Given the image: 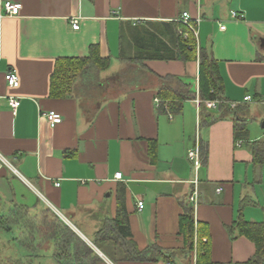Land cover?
<instances>
[{
	"label": "crops",
	"instance_id": "1",
	"mask_svg": "<svg viewBox=\"0 0 264 264\" xmlns=\"http://www.w3.org/2000/svg\"><path fill=\"white\" fill-rule=\"evenodd\" d=\"M5 1L20 5L18 15L0 17V217L10 218L9 245L40 261L51 248L45 259L51 264H170L161 252L186 264L178 220L194 187L187 153L198 134L197 202L189 201L196 229L213 262L248 264L254 243L232 239L227 227L239 211L247 222L264 223V163L254 164L250 150L252 142H264V0H0L1 14ZM184 12L197 47L216 59L223 98L238 102L235 108H206L198 60L176 55L168 23L180 22ZM92 46L107 67L88 64L68 96L51 97L57 59L86 57ZM9 70L17 87L5 81ZM178 82L192 97L179 114L162 112L160 88ZM9 97L19 99L15 113ZM45 111L59 113L61 121L50 126ZM236 117L246 128L238 140ZM10 177L31 202L23 194L17 199ZM120 202L130 236L116 225ZM20 206L23 221L16 216ZM46 209L55 220L27 219ZM60 225L75 234L65 250Z\"/></svg>",
	"mask_w": 264,
	"mask_h": 264
},
{
	"label": "trees",
	"instance_id": "2",
	"mask_svg": "<svg viewBox=\"0 0 264 264\" xmlns=\"http://www.w3.org/2000/svg\"><path fill=\"white\" fill-rule=\"evenodd\" d=\"M173 29L175 34L174 43L177 50V56L183 61L198 60L199 62V94L201 101L204 100H219L220 108L225 107V99L223 98V84L218 71V63L211 54L204 48H198L196 37L192 30L186 25L175 22L168 23ZM195 27V26H194ZM198 53V55H197ZM160 58H166L165 54H161ZM92 63L98 69L107 67L108 59L101 58L95 46L90 48V53L86 57H72L57 59L54 70L50 76L49 94L54 98H64L71 93L75 78L82 72L85 67ZM160 98L159 109L162 112L170 113L173 115L181 112L184 100L192 97L188 89V85L178 82L177 87L162 86L158 92ZM245 120L234 119V136L235 139L246 137V128L244 126ZM241 137V138H240ZM150 144V152L152 157H156V141ZM252 153V162L254 164L264 163V142L254 141L250 145ZM203 155V149H201ZM117 227L123 236L129 235L124 229L127 228V214L123 202L119 203ZM13 220L17 221L16 217ZM66 235L59 239L62 250L68 246L71 237L75 236L71 229L66 226L60 225ZM179 234L182 236L183 247L180 251L186 258V264H222L213 262L210 258L209 246L206 241L200 237L198 229L195 226L193 208L188 202L182 205V213L179 215L178 220ZM230 237L236 238L244 236L251 240L256 248L254 256L247 262L248 264H264V223H251L244 220L242 212L239 211L232 223L227 227ZM130 236V235H129ZM132 243V242H131ZM138 258L143 257L144 253L137 252ZM160 256L173 264L170 254L161 252ZM193 263H192V262Z\"/></svg>",
	"mask_w": 264,
	"mask_h": 264
},
{
	"label": "built area",
	"instance_id": "3",
	"mask_svg": "<svg viewBox=\"0 0 264 264\" xmlns=\"http://www.w3.org/2000/svg\"><path fill=\"white\" fill-rule=\"evenodd\" d=\"M20 11V5L16 4V3H12L11 1H5L3 3V13H0V17H2L3 15H8V16H15L18 15ZM231 16L233 18L236 19H242L243 15L241 13H238L236 11H231ZM179 21L186 25L187 27H189L194 36H197V31L194 27V25L192 24V21L189 18L188 13L184 12L182 13ZM198 22V20H197ZM71 25L72 28L77 30L79 29V24H78V20L74 19L71 21ZM225 26L221 25L220 29H224ZM4 78L5 81L7 83V85L9 87H17L19 84V79L18 76L16 75V73L13 70H9L4 74ZM251 100V96L247 95L243 98L244 102L250 101ZM158 101V100H156ZM197 102H199V100H197ZM203 105L208 108V109H216L219 106L220 101L219 100H204L202 101ZM226 105L229 106V108H235L238 104V102L236 101H225ZM8 104L11 108V110L15 113L16 108L19 106L20 102L19 99L16 97H9L8 98ZM43 117H45V119L47 120V122L50 124V126H55L57 123H59L61 121V115L55 111H45L42 113ZM264 121V120H263ZM241 144V141H237L236 145L239 146ZM202 152H201V147L199 144V139H198V134L196 135V142L193 148H191L188 153H187V157L188 159L191 161L193 168H194V172H195V179L193 181L194 183V187H193V191L192 194L189 197V201L193 204H196L197 202V171L199 169V167L201 166V162H202ZM120 173H116L115 174V178H120ZM58 185V183H57ZM221 190L220 187H218L216 189L217 192H219ZM138 209L141 210L143 208V202L139 201L137 203Z\"/></svg>",
	"mask_w": 264,
	"mask_h": 264
},
{
	"label": "rangeland",
	"instance_id": "4",
	"mask_svg": "<svg viewBox=\"0 0 264 264\" xmlns=\"http://www.w3.org/2000/svg\"><path fill=\"white\" fill-rule=\"evenodd\" d=\"M258 126H260L258 124ZM262 130V129H261ZM264 130V129H263ZM196 130V134H197ZM194 134V133H193ZM10 182H11V186L13 187V189L15 190L14 192L16 193V197L18 200H20V196L19 195H24L26 196L25 200L27 202H31L32 201V195L28 192L27 189H25L17 180H15L14 178L12 179L11 177L9 178ZM192 194V193H191ZM3 195V190L0 189V197H2ZM3 201V200H1ZM4 204V203H3ZM2 207V205H1ZM38 214H33L32 216H27L28 220L30 221V223L32 222V224H36V223H40L42 219L45 218H49L52 217V221L53 219L55 220V216L51 213L50 210H40L39 212H37ZM17 218L20 217V219H22V221L25 218V213H23L22 207L20 206L17 209ZM36 218V219H35ZM9 219L8 217H0V264H51L48 260L49 255H51L52 253V249L50 248L48 253H46V255L44 256V260L40 261V260H36L34 259V256H24V255H20V253H22V251H19V254L17 252V250H14L15 248L11 247L9 245V240H8V231L10 230V227L8 226L9 224ZM13 220V217H12ZM6 235V237H5ZM18 239V238H17ZM15 253L16 258L13 257H8V255H10L11 253Z\"/></svg>",
	"mask_w": 264,
	"mask_h": 264
},
{
	"label": "water",
	"instance_id": "5",
	"mask_svg": "<svg viewBox=\"0 0 264 264\" xmlns=\"http://www.w3.org/2000/svg\"><path fill=\"white\" fill-rule=\"evenodd\" d=\"M261 127H263V128H264V121L262 122V124H261Z\"/></svg>",
	"mask_w": 264,
	"mask_h": 264
}]
</instances>
